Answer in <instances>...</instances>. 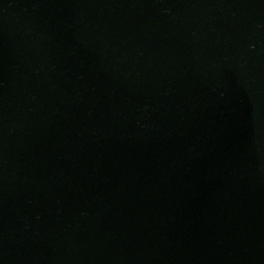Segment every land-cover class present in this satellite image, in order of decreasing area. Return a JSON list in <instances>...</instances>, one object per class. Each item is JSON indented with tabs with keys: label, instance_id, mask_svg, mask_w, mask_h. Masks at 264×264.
Returning a JSON list of instances; mask_svg holds the SVG:
<instances>
[{
	"label": "water",
	"instance_id": "95a60500",
	"mask_svg": "<svg viewBox=\"0 0 264 264\" xmlns=\"http://www.w3.org/2000/svg\"><path fill=\"white\" fill-rule=\"evenodd\" d=\"M0 264H264V0H0Z\"/></svg>",
	"mask_w": 264,
	"mask_h": 264
}]
</instances>
